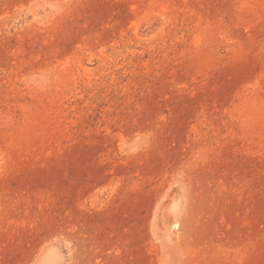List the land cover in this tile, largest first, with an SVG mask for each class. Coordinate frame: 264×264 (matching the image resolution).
<instances>
[{"label":"rangeland","instance_id":"1","mask_svg":"<svg viewBox=\"0 0 264 264\" xmlns=\"http://www.w3.org/2000/svg\"><path fill=\"white\" fill-rule=\"evenodd\" d=\"M0 264H264V0H0Z\"/></svg>","mask_w":264,"mask_h":264}]
</instances>
